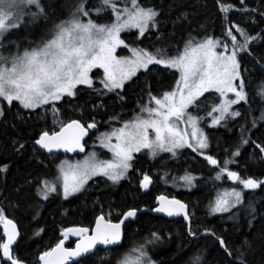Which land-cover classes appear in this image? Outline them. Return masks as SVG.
Wrapping results in <instances>:
<instances>
[{
  "label": "snow or ice",
  "instance_id": "obj_1",
  "mask_svg": "<svg viewBox=\"0 0 264 264\" xmlns=\"http://www.w3.org/2000/svg\"><path fill=\"white\" fill-rule=\"evenodd\" d=\"M215 3L227 21L223 36L230 40V46L226 40L213 35L200 36L199 31L192 29L181 36L182 47L180 42L174 46L177 22L187 20V14L182 13L181 17L173 20L172 32L166 33L162 27V9L154 4L144 5L140 0H97L95 3L93 0H0V117L5 115L3 105L11 108L14 103L26 110L51 105L54 116L59 115L57 102L65 97H76L78 86H86L98 94L115 93L117 100L123 102L126 99L124 90L134 82V78L139 79L138 73L141 70L147 75L152 71L150 66H160L161 70H175L179 73L174 86L159 95L154 94L151 82L145 81L141 91L146 93L147 100L143 101L142 98L138 102L139 111L133 110L131 119L124 120L119 128H113L97 137L100 146L111 152L112 159L100 160L92 152L82 161H60L51 177L39 173L33 176L30 173L24 185L17 189L21 200L25 195L34 193L40 200L47 201L52 193L58 192L67 200L84 191L93 177L103 176L113 184L119 183L133 168L135 153L147 150L153 158L160 153H171L175 157L178 149L187 147L203 155L209 165L220 168L217 179L221 174H226L229 180L239 181L243 185L242 190L233 188L219 194L210 205L211 213H227L230 219H238L239 214L243 213L251 217L248 225L252 226L257 210L252 204L245 206L243 190L264 189V180L251 177L240 179L238 173L230 170L228 165L236 163L241 148L249 144L258 150V159L264 162V141L257 142L251 139L250 134L246 135L264 121V108L258 118L253 117L251 127L247 126V120L240 126V142L231 151V158L223 161V167H220V162L213 155L205 154L210 145L207 134L200 127L204 117L194 115L191 109L198 113L205 94H211L212 91L218 93L219 103L211 105L206 112V116L211 118L209 127H215L229 119L241 118L244 114L233 110V106L240 102L251 105L258 98L264 103V53L256 55L253 51L254 42L264 41V34L258 32L252 35L248 28L231 22L229 14L233 5L222 3L221 0H215ZM240 4L242 7L239 10L245 15L257 11L248 8L246 0H240ZM259 15L264 16V9L259 10ZM108 17L110 22H97ZM40 21L50 23L51 26L39 40L28 39L27 32L24 36L17 35L16 39H9L14 33L18 34ZM129 29H137L140 36L152 32L161 47L153 51L129 48L132 53L130 57L116 56L117 47H129L121 39V33ZM172 51L175 54L169 55ZM245 57L253 61L251 67L245 66ZM97 67L102 68L104 73L99 81V89L95 88L89 75ZM257 72L260 77L258 87L250 93L248 88ZM229 93L234 98H229ZM100 107L103 105H93L94 109ZM119 118V113L114 114L108 123ZM181 125H184L183 129ZM97 127L98 122L94 117L87 125L72 119L63 124L59 131H41L33 143L49 154L56 149H64L66 152L79 149L83 152L85 147L81 141L89 135L90 130ZM13 145L16 154L25 149L24 143L14 140ZM33 151L34 155L30 159L35 160L40 167H47L39 155L35 154V147ZM252 155L256 156V152ZM8 169V163L0 165V172H7ZM179 179L192 186L195 177L185 173ZM151 183L150 176L144 174L140 187L147 189ZM25 185L29 189L34 186L33 193H24ZM156 199L159 207L155 211L168 216L182 214L188 222V236L194 238L197 235L191 227L185 203L163 195ZM137 211L132 208L123 212L118 223L99 215L96 217L95 228L91 230L84 227L62 229L64 239L39 255L40 264H66L69 260L73 264H89L90 261L92 264H97V261L99 264H112L111 256L114 252L111 246H121L122 225L125 220L135 218ZM38 216L39 211L33 218ZM0 225L3 226V237L0 238L2 264H26L25 260L14 254L20 233L17 224L6 216L3 207H0ZM69 234L80 237L71 249L63 246ZM161 239L159 233L151 232L147 240L132 247L123 254V258L116 259L115 264H159L150 255L147 246L155 245ZM216 239L223 252L231 258L229 264H250V240L245 239L237 248L232 249L223 237ZM98 245L105 246L104 256L97 255L101 251ZM180 255H185V252L181 250ZM206 257L205 249L191 248L183 264H206Z\"/></svg>",
  "mask_w": 264,
  "mask_h": 264
},
{
  "label": "trees",
  "instance_id": "obj_2",
  "mask_svg": "<svg viewBox=\"0 0 264 264\" xmlns=\"http://www.w3.org/2000/svg\"><path fill=\"white\" fill-rule=\"evenodd\" d=\"M140 2L144 5L154 4L162 9L161 21L166 33L172 32L173 20L181 17L182 13L187 14V20L177 22L174 46L176 42H180V46H183L181 36L189 29L199 31L200 36L213 35L226 40L229 45L231 43L223 36L227 21L224 14L219 12L215 0H140ZM221 2L234 6L229 14L231 22L248 28L252 35L258 32L264 34L262 31L264 16L259 15V10L264 9V0H246L248 8L257 9L256 12L247 15L239 10L242 7L240 0H221ZM97 22H110V17ZM50 26V23L40 21L36 25H29L18 34L14 33L9 39H16L17 35L24 36L27 32L28 39L39 40ZM121 38L129 46L127 50L146 48L153 51L154 48L161 47L152 32L140 36L136 31H128L123 32ZM123 50L126 49L119 48L117 54H121ZM127 50L125 54L128 53ZM253 51L256 55L264 53V41L254 42ZM174 54V51L169 53V55ZM252 63L251 58L245 57V66L251 67ZM150 67L152 68L150 73L145 75L141 70V73H138L139 79L134 78V82L126 87L123 93L126 99L123 102L117 100L115 93L98 94L86 86H78L76 97H65L57 102L59 115L56 116L52 112L51 105L35 110L22 109L18 103H14L11 108L6 104L3 105L5 115L0 119V165L8 163L9 169L7 172H0V207H3L6 216L17 224L20 236L14 246V254L25 260L26 264H38L39 255L53 248L64 238L61 235L62 229L84 227L91 230L97 216L103 215L106 219L116 222L121 219L123 212L132 208L140 212L125 223L121 246L112 247L114 252L111 256L112 264H115L116 259L123 258V254L129 252L132 247L147 240L153 231L159 233L162 239L155 245L149 244L147 247L152 258L159 264H183L191 248L206 250V264H229L231 258L223 252L216 237H223L232 249L237 248L241 241L250 240L252 242L248 255L250 264H264V189L243 190L245 206L252 204L257 210L251 227L248 225L251 217L246 214L241 213L238 219H230L227 213H211L210 205L220 191L233 188L242 190L243 185L239 181L229 180L226 174H221L217 179L220 168L209 165L203 155L193 152L192 149L183 148L175 157L167 153H161L155 158L142 153L136 154L133 168L129 169L127 176L119 183L113 184L103 176L93 177L84 191L67 200L58 192L52 193L47 201H42L34 195V186L33 189H29L27 185L24 186V193L33 194L25 195L23 200L18 196L17 189L24 185L30 173L33 176L38 173L48 174L51 177L60 160V157L45 155L34 146L33 142L41 131L47 130L51 133L72 119H78L87 125L93 117L101 129L109 124L118 125L124 120L131 119L134 115L133 110L139 111L137 105L142 98L143 101L147 100L146 93L141 91L145 81L151 82L153 92L157 95L174 86L179 73L175 70H161L160 66ZM91 74L95 88H101L99 83L103 78L101 70H95ZM259 79L257 72L248 88L250 93L257 89ZM217 102L215 93H206L200 107L202 110H208ZM93 105H103V107L94 109ZM262 108L264 103L258 98L251 105L240 102L233 107V110L241 111L244 114L241 118L229 119L215 127L203 125L210 145V148L205 150V154L213 155L220 162V167H223V161L231 158V151L235 150V146L240 142V126L247 120L249 122L247 126L251 127L253 117L258 118ZM117 113L120 114V118L108 123L109 118ZM249 134L252 140L264 141V121L258 123L251 133H246ZM14 140L25 144L22 153L13 152ZM90 142L91 138H88L85 144L87 149L90 148ZM34 147L35 154L39 155L47 167H40L35 160L30 159L34 155ZM225 149L228 151L226 152ZM253 152H256V156L252 155ZM258 156L259 152L253 145H245L241 148V155L236 158V163L229 164L228 168L236 171L240 179L251 177L264 180V162L260 161ZM185 173L195 177L192 186L179 179ZM144 174H148L153 182L145 191L140 187V180ZM161 194L176 197L188 206L191 227L197 233L194 238L188 236V222L184 218L168 220L150 213L155 208L156 197ZM37 211L39 216L34 219ZM206 229L211 231L206 232ZM2 237L3 228L0 225V238ZM73 245L74 240L71 237L65 239L66 247L71 248ZM104 248H98L101 250L98 256H104ZM181 250L185 255H180ZM89 264L92 262L90 261Z\"/></svg>",
  "mask_w": 264,
  "mask_h": 264
},
{
  "label": "rangeland",
  "instance_id": "obj_3",
  "mask_svg": "<svg viewBox=\"0 0 264 264\" xmlns=\"http://www.w3.org/2000/svg\"><path fill=\"white\" fill-rule=\"evenodd\" d=\"M128 31H136L137 33H138V35H139V32H138V30L137 29H129V30H127V31H124V32H128ZM123 33V32H122ZM121 33V34H122ZM122 39V38H121ZM230 46V45H229ZM123 48V49H126L127 50V48H125L123 45H121V46H119V47H117V49H116V52H115V55L116 56H118V57H130L131 55H132V53L129 51V50H127V52L128 53H126L125 54V51L126 50H123V52L121 53V54H117V50L119 49V48ZM218 50H223V49H218ZM95 70H101V72H102V76L104 75V73H103V69L102 68H94V69H92V71L89 73V75H90V77H91V79L93 80V77H92V72L93 71H95ZM211 93H215L214 91H212ZM216 94V96H217V98H218V102H217V104L219 103V94L218 93H215ZM229 98H234L233 96H232V94L231 93H229ZM235 106V105H234ZM233 106V107H234ZM208 110H210V109H208ZM191 111L193 112V114L194 115H199V116H201V114H202V116L201 117H204L205 119H203V120H201V122H200V127L204 130V127H203V125H206V126H208L209 127V125L211 124V118H209V117H207L206 116V113H204V112H202L203 110H202V108H201V111H199L198 113L196 112V110L195 109H191ZM222 123H224V122H222ZM121 124L122 123H119L118 125L117 124H112V125H110V127H108L107 129H105V130H101V131H98V132H96V135L94 136V142L93 143H91V146H90V148H89V150H87V152L84 154V155H82V156H80V157H60V160H59V162H58V164L60 163V161H62V160H69V161H71V162H76V161H82V160H84V158L86 157V156H88L89 155V153H92V152H95L96 154H97V158L98 159H100V160H109V159H112V154H111V152H109L107 149H105V148H102L101 146H100V144H99V140L97 139V137L101 134V133H107V132H110L113 128H119L120 126H121ZM181 127V129H183V127H184V125H181L180 126ZM191 131V129L189 128V132ZM113 143H115V140L113 139ZM185 148H187V147H185ZM191 149V148H190ZM181 149H178L177 150V152L178 151H180ZM146 154V155H148V156H150L149 155V153H148V151L147 150H142L140 153H135L134 155H136V154ZM161 154V153H160ZM159 154V155H160ZM167 154H170L171 155V153H167ZM178 154V153H177ZM158 155V156H159ZM157 157V156H156ZM98 177V176H97ZM236 190H240V189H236ZM227 191H231V190H222V191H220L219 193H218V195L219 194H223V193H225V192H227ZM217 195V196H218ZM61 196H62V193H61ZM63 197V196H62ZM217 198V197H216ZM215 198V199H216ZM215 201V200H214Z\"/></svg>",
  "mask_w": 264,
  "mask_h": 264
},
{
  "label": "water",
  "instance_id": "obj_4",
  "mask_svg": "<svg viewBox=\"0 0 264 264\" xmlns=\"http://www.w3.org/2000/svg\"><path fill=\"white\" fill-rule=\"evenodd\" d=\"M68 123V122H67ZM60 130V129H59ZM58 130V131H59ZM93 130V129H92ZM86 138H87V136H85L84 137V139L81 141V143L82 144H84V147L86 148V146H85V143H86ZM38 148H39V146H37ZM40 150H42L46 155H53V154H55V155H58V154H62V155H66V156H81V155H83L84 154V152H85V150L83 151V152H81V151H79V149H77L76 151H74V152H66L64 149H56V150H53V153L52 154H49V153H47L45 150H43V149H40ZM161 195H163V194H161ZM161 195H159V196H161ZM163 196H165V195H163ZM166 197H168V196H166ZM169 199H177V200H180V199H178V198H176V197H168ZM181 201V200H180ZM181 202H183V201H181ZM184 203V202H183ZM157 207H159V203H158V201H157V199L155 200V208L154 209H156ZM152 210V211H150V213L152 214V215H154V216H158V217H163V218H166V219H168V220H175V219H178V218H184L183 217V215L181 214V215H174V216H168L166 213H162V212H157V211H155V210ZM142 212L143 211H145V210H141ZM187 211H188V213H189V208L187 207ZM140 211H137V214L139 213ZM106 219V218H105ZM121 219H122V217H121ZM120 219V220H121ZM130 219H132V218H129L128 220H130ZM119 220V221H120ZM128 220H125V222H127ZM96 221V220H95ZM119 221H116V222H114V221H112L113 223H118ZM125 222H124V224H125ZM124 224L122 225V229L124 228ZM2 228H3V226H2ZM18 228V227H17ZM69 228H71V227H69ZM93 228H95V222H94V225H93V227H92V229ZM89 234H91V233H89ZM68 237H71L73 240H74V245H73V247H71V248H74L75 247V245H76V243L78 242V240L80 239V237H78V236H75V235H72V234H69L68 235ZM18 239H19V237H18ZM62 239H64V238H62ZM61 239V240H62ZM123 241V240H122ZM60 242V241H59ZM58 242V243H59ZM122 243V242H121ZM56 246V245H55ZM54 246V247H55ZM65 248H68V247H66L65 246V240H64V245H63ZM98 248H103V247H105V246H103V245H98L97 246ZM111 247H117V246H111ZM70 248V249H71ZM73 263V261L72 260H69V261H67L66 262V264H72ZM38 264H40V262H39V260H38Z\"/></svg>",
  "mask_w": 264,
  "mask_h": 264
},
{
  "label": "bare ground",
  "instance_id": "obj_5",
  "mask_svg": "<svg viewBox=\"0 0 264 264\" xmlns=\"http://www.w3.org/2000/svg\"><path fill=\"white\" fill-rule=\"evenodd\" d=\"M207 111H209V110H203V112L204 113H206ZM0 119H1V117H0ZM112 125V124H111ZM108 127H110V124L108 125V126H106L104 129H101L100 127H99V124H98V127H97V129H93V130H90L89 131V135H87V138H86V141H87V139L88 138H91V142L89 143V147L91 146V143H93L94 142V136L96 135V132H98V131H101V130H105V129H107ZM60 129V127L56 130V131H58ZM54 132V131H53ZM37 147V146H36ZM38 148V147H37ZM183 149V148H182ZM188 149H190V148H188ZM87 150H89V149H87V148H85V152H84V154L87 152ZM42 151V150H41ZM45 154V153H44ZM83 154V155H84ZM46 155V154H45ZM47 156H51V157H64V155H62V154H58V155H55V154H53V155H47ZM66 157V156H65ZM64 157V158H65ZM126 223V222H125ZM125 225V224H124Z\"/></svg>",
  "mask_w": 264,
  "mask_h": 264
},
{
  "label": "flooded vegetation",
  "instance_id": "obj_6",
  "mask_svg": "<svg viewBox=\"0 0 264 264\" xmlns=\"http://www.w3.org/2000/svg\"><path fill=\"white\" fill-rule=\"evenodd\" d=\"M151 181H152V179H151ZM153 184V182L149 185V187L147 188V189H143L144 191L145 190H148L150 187H151V185Z\"/></svg>",
  "mask_w": 264,
  "mask_h": 264
}]
</instances>
